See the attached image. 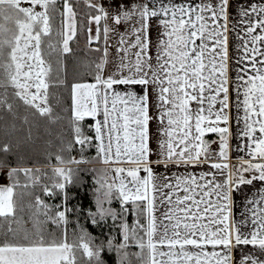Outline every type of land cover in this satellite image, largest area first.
Wrapping results in <instances>:
<instances>
[{"label": "snow or ice", "instance_id": "6c2138e0", "mask_svg": "<svg viewBox=\"0 0 264 264\" xmlns=\"http://www.w3.org/2000/svg\"><path fill=\"white\" fill-rule=\"evenodd\" d=\"M80 4L101 56L90 80H69ZM50 89L67 91L70 135L51 171L14 165L18 145L0 143V264H105V252L115 264H264V0H0L4 127L24 131L19 121L31 140L41 119H61ZM89 149L108 167L91 169L87 208L69 190L86 183L72 165L93 163ZM233 150L249 158L230 166Z\"/></svg>", "mask_w": 264, "mask_h": 264}, {"label": "trees", "instance_id": "16d2710c", "mask_svg": "<svg viewBox=\"0 0 264 264\" xmlns=\"http://www.w3.org/2000/svg\"><path fill=\"white\" fill-rule=\"evenodd\" d=\"M86 13V9L84 8ZM83 10V8H82ZM88 10V9H87ZM78 20L80 22V31L75 40L71 42V47L73 49L72 53L67 54L63 59L66 61L68 65V79H87L90 80L91 76L89 75L91 65L99 59L101 56V52L92 51L91 48H96L98 45L93 42L91 47H89L86 39V33L84 31V26L87 23V15L83 14L81 11H78ZM102 48V44L100 45ZM53 96L50 97V104L53 107L54 114L61 117V119L57 120L55 123H49L48 121L41 119L37 122L36 126L33 127V135L32 139H26V129L27 126L19 125V121H17L18 127H23L24 131L19 132H10V130L4 127V122L0 121V143L4 141H10L13 143L14 147H17L18 158L13 157L12 163L15 165L16 163H21L26 166H38L45 167L48 161L49 154H56L60 149V142L62 139L66 140L70 138L69 135V122L68 116L69 113L66 110L67 108V91L58 89L55 93L52 92ZM60 97L62 101H58ZM85 123L89 126H94V121L90 119H86ZM87 131V129H86ZM6 133V135H5ZM91 134V133H89ZM206 138H211L209 135ZM79 146H77L78 149ZM73 156L79 158V151H74L72 153ZM83 155L89 159H92L94 162L89 164H81L79 166L72 165L73 168L78 167L80 170V176L86 182L83 187L71 188L69 191L75 199L70 202L73 204L79 203L84 205L87 208L93 206L92 197H91V189L94 183L95 173L91 171V169H96L101 166V163L95 161L96 152L95 149H89L83 153ZM52 163H55L52 160ZM42 171L50 172V168H41ZM39 190L37 189V192ZM51 203H59V197L56 198L55 201H49ZM114 206H116L114 204ZM133 218L129 217V221H132ZM51 227V226H50ZM87 230L91 232L94 236L103 239L104 234L101 233V230L92 225H85ZM73 225L69 224L68 226V234L69 239L72 238ZM135 251V248L132 249ZM103 258L105 260V264H115L116 257L114 253L105 252L103 254Z\"/></svg>", "mask_w": 264, "mask_h": 264}, {"label": "crops", "instance_id": "0c3cea01", "mask_svg": "<svg viewBox=\"0 0 264 264\" xmlns=\"http://www.w3.org/2000/svg\"><path fill=\"white\" fill-rule=\"evenodd\" d=\"M104 1L105 0H100L99 2H104ZM230 27H231V25H230ZM121 30H123V29H121ZM229 38H230V52H231V45L234 44V43H238V41L233 40L231 33H229ZM117 39H118V35L116 33L111 34V36H110V43L113 44V45H115ZM109 60H110V66L109 67H111V65L116 62L115 47L114 46L111 47V48H109ZM106 74H107V72H106ZM135 90L138 93H142V90H141V88L139 86H137ZM155 129H156V125H155V123H153V125H152V131L155 132ZM237 130L238 129L234 125L233 126V132H236ZM209 135L211 136V138H209V139L206 138ZM204 139L205 140H208V141H215V143H213L211 145V147H212L213 150H216L218 152L219 136L216 133H207L205 135ZM237 143H238V140L234 138L232 140L233 148H235V145ZM153 146H155V145L153 144ZM241 147H243V144H241ZM230 155H231V159L228 161V163H229L230 166H237V165H239L241 158H243V159H248L249 158L244 151H235V150H233ZM101 165L102 166H105V167H108L106 165H103L102 163H101ZM128 166L129 165H125V167H128ZM200 170H207V165H205L203 167V169H200V168L196 169V171H200ZM180 171H183V169H181ZM8 183H9V181L6 179L4 182L0 183V185H6ZM244 188H245L246 191L248 190V186H244ZM235 199H236V207L234 209V212L236 214V218L239 219V212L241 210L240 207H239V205H240V201H241L242 197L236 196ZM248 249L250 250L251 249V246H248ZM237 255H239V254L237 253Z\"/></svg>", "mask_w": 264, "mask_h": 264}, {"label": "rangeland", "instance_id": "374dc122", "mask_svg": "<svg viewBox=\"0 0 264 264\" xmlns=\"http://www.w3.org/2000/svg\"><path fill=\"white\" fill-rule=\"evenodd\" d=\"M99 1L100 0H98V2ZM104 3L106 4V0L104 1ZM82 8H83V10H82ZM84 8L85 7L82 4H80V5L77 6V11H81L83 14H87V12L89 10L86 9L87 12L84 13L85 12V9ZM92 27H93V31H95V25H93ZM54 39H55V37H54ZM91 49H94V48H91ZM53 91L56 93L58 91V89H50L51 96H53V94H52ZM56 97L58 98V101H62V99L60 97H58V96H56ZM5 135H6V133H5ZM40 168H47V167L45 166V167H40ZM103 168H105V166H102L101 165L100 167H98L96 169H103ZM6 176H7V169H4L3 171H0V183L4 182L6 180ZM132 249H130V251H132ZM135 251H137V249H135Z\"/></svg>", "mask_w": 264, "mask_h": 264}]
</instances>
